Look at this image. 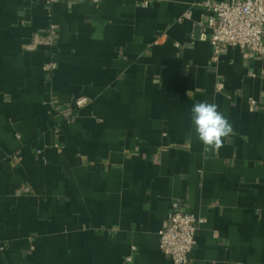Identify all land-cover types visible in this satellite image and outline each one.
<instances>
[{"label":"crops","instance_id":"1","mask_svg":"<svg viewBox=\"0 0 264 264\" xmlns=\"http://www.w3.org/2000/svg\"><path fill=\"white\" fill-rule=\"evenodd\" d=\"M206 1L0 0V264H172L176 201L204 220L188 264H264L262 62L211 61ZM204 100L233 127L210 153Z\"/></svg>","mask_w":264,"mask_h":264},{"label":"built area","instance_id":"2","mask_svg":"<svg viewBox=\"0 0 264 264\" xmlns=\"http://www.w3.org/2000/svg\"><path fill=\"white\" fill-rule=\"evenodd\" d=\"M46 5H52L59 0H43ZM78 1V0H77ZM99 4L102 0H90ZM147 6V2L142 3ZM203 7L210 13L208 22L203 29L211 31L210 45L212 48L211 61L217 62L225 47L238 48L242 58L262 62L261 75L264 77V0H226L217 3L204 2ZM56 28L50 25L44 36L36 37L29 48L38 45L53 46ZM55 63L52 61L44 65L46 72L52 71ZM223 88L221 83L216 84V90ZM250 105L256 102L249 100ZM87 103L85 97L74 100L75 108ZM17 159V154L12 156ZM27 191V190H24ZM204 220L186 211L180 201L171 204L169 217L162 223L158 232L159 249L167 256L172 264H188V254L195 245V232ZM3 247L0 243V251Z\"/></svg>","mask_w":264,"mask_h":264},{"label":"clouds","instance_id":"3","mask_svg":"<svg viewBox=\"0 0 264 264\" xmlns=\"http://www.w3.org/2000/svg\"><path fill=\"white\" fill-rule=\"evenodd\" d=\"M190 120L204 153L218 151L224 138L233 133V127L216 103L198 101L190 108Z\"/></svg>","mask_w":264,"mask_h":264}]
</instances>
